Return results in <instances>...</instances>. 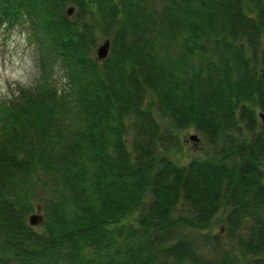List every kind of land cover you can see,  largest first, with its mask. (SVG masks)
<instances>
[{"label":"trees","instance_id":"obj_1","mask_svg":"<svg viewBox=\"0 0 264 264\" xmlns=\"http://www.w3.org/2000/svg\"><path fill=\"white\" fill-rule=\"evenodd\" d=\"M14 20L60 82L0 102V264H264V0H0ZM188 129L208 152L180 164Z\"/></svg>","mask_w":264,"mask_h":264},{"label":"rangeland","instance_id":"obj_2","mask_svg":"<svg viewBox=\"0 0 264 264\" xmlns=\"http://www.w3.org/2000/svg\"><path fill=\"white\" fill-rule=\"evenodd\" d=\"M14 21L12 25H9L6 21H0L2 23H0V102L9 103L14 95L19 101L22 100L23 105H27L28 101L32 104L35 100L34 97L41 96V93L44 94V97L46 96V85L52 86V84H56L58 66L53 61L43 64L41 60L38 63L35 51L36 44L32 46L27 43V29L22 27L17 20ZM105 40L101 37L99 38L97 47L94 50V56L96 49L103 45ZM110 49L111 43L109 53ZM45 77L49 78L47 83H44L43 78ZM49 89L51 91V87ZM258 120L261 123L259 117ZM192 135L197 137L196 142L190 140ZM177 137L181 148L172 154V158L174 157L178 163L184 164L193 158L207 155L208 149L195 130L188 129L178 132ZM126 141L129 142L127 139ZM262 169L264 171V161ZM35 204L40 205L38 201ZM39 209V214L43 217L44 210L40 206ZM222 218L223 213H219L215 217L210 227L212 231H221ZM40 225L33 228L38 229Z\"/></svg>","mask_w":264,"mask_h":264},{"label":"water","instance_id":"obj_3","mask_svg":"<svg viewBox=\"0 0 264 264\" xmlns=\"http://www.w3.org/2000/svg\"><path fill=\"white\" fill-rule=\"evenodd\" d=\"M73 12H74V8L68 7L66 10V16L71 17ZM109 48H110V41L107 39V40H105L103 45L99 46L96 49V53H95L96 59L100 62L104 61L108 57ZM258 117L260 118L261 123L264 125V113L260 112L258 114ZM190 140L196 142L197 137L192 135V136H190ZM39 211H40V209L37 208L35 213L28 216L27 222H28V225L30 227L40 225L43 222V217H42V215L39 214Z\"/></svg>","mask_w":264,"mask_h":264}]
</instances>
